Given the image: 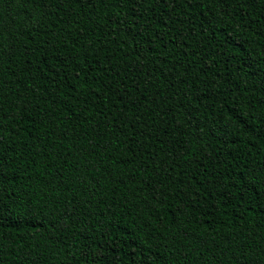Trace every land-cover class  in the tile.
Segmentation results:
<instances>
[{
	"label": "trees",
	"instance_id": "obj_1",
	"mask_svg": "<svg viewBox=\"0 0 264 264\" xmlns=\"http://www.w3.org/2000/svg\"><path fill=\"white\" fill-rule=\"evenodd\" d=\"M0 264H264V0H0Z\"/></svg>",
	"mask_w": 264,
	"mask_h": 264
}]
</instances>
